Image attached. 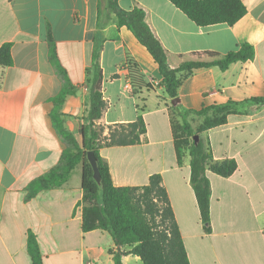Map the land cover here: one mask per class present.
<instances>
[{
    "label": "crops",
    "instance_id": "obj_1",
    "mask_svg": "<svg viewBox=\"0 0 264 264\" xmlns=\"http://www.w3.org/2000/svg\"><path fill=\"white\" fill-rule=\"evenodd\" d=\"M244 3L246 15L234 26L199 27L170 0H118L124 11L144 9L172 69L197 60L195 54L222 59L244 44L254 47L253 60L226 71L212 66L184 74L173 106L160 85L158 64L109 13V0H0V48L11 44L13 56L12 66L0 67V264H33L30 233L43 264H115L118 248L110 233L83 231V162L62 186L41 188L31 197L36 183L67 164L70 144L58 119L82 147L96 42L103 46L107 106L97 124L104 136L135 123L141 108L147 124L140 144L100 149L114 185L144 187L152 176L162 177L191 264H264V105L230 115L226 124L201 135L214 162L238 164L229 178L207 172L209 233L191 185L190 151L178 155L173 135V122L183 121L181 111L264 97V0ZM130 60L137 65L133 74ZM128 82L133 91L125 89ZM64 91L69 94L56 116L54 100ZM187 119L197 129L205 117ZM123 263L143 264L134 255L124 256Z\"/></svg>",
    "mask_w": 264,
    "mask_h": 264
},
{
    "label": "trees",
    "instance_id": "obj_2",
    "mask_svg": "<svg viewBox=\"0 0 264 264\" xmlns=\"http://www.w3.org/2000/svg\"><path fill=\"white\" fill-rule=\"evenodd\" d=\"M170 2L199 27L219 24L234 26L246 15L244 0H170ZM108 10L109 13L117 15L119 26L127 27L151 54L159 66L162 77L160 85L172 100L178 99L184 74L189 75L194 70L212 66H218L226 71L232 64L247 62L256 56L254 47L244 44L238 51L222 59L214 53L195 54L197 60L172 69L168 64V52L147 23L144 9L136 7L131 11H124L119 7L118 0H109ZM99 27L102 28L101 23ZM95 44L93 64L88 71L89 102L84 117L82 147L73 135L63 128L62 122L58 119V127L70 144V149L65 153L67 164L61 171H52L46 178L36 183L35 192L31 197L41 188L62 186L73 170L83 162V231L88 233L103 230L110 233L118 248L114 253L115 264H124L123 257L127 255L139 257L143 264H191L168 193L162 185V177L152 176L149 184L144 187H117L112 181L108 164L100 156V149L103 147L140 144L142 137L147 133V124L143 116L144 108H141L135 123L111 128L109 135L104 136L105 128L97 124L107 106L103 96V71L100 65L103 46L97 48L98 42ZM203 57L212 60L203 61ZM12 65V45L5 44L0 48V67L8 68ZM129 66L133 74L137 65L130 60ZM68 94L69 92L64 91L54 100L56 116ZM254 105H264V97L214 105L202 111H181L183 121L173 122L178 155L181 156L183 150L190 151L191 185L202 223L208 233L211 232V184L207 172L211 171L223 178H229L238 170V164L235 160L214 162L211 150L201 135L226 124L230 115L248 114L250 107ZM192 114L205 117L203 124L197 129H194L187 119ZM196 136H200L198 143L195 141ZM89 151L95 152L98 160L101 184L95 180L94 170L86 158ZM123 248L129 250L123 251ZM28 251L33 264H43L40 246L33 233L28 237Z\"/></svg>",
    "mask_w": 264,
    "mask_h": 264
},
{
    "label": "water",
    "instance_id": "obj_3",
    "mask_svg": "<svg viewBox=\"0 0 264 264\" xmlns=\"http://www.w3.org/2000/svg\"><path fill=\"white\" fill-rule=\"evenodd\" d=\"M179 102V99H175L172 101V105L176 106ZM200 139V136H196L195 137V141L196 143H198ZM87 160L89 161V163L91 164L93 170H94V178L97 181L98 184H101V175H100V170H99V166H98V160L96 158L95 152L93 151H89L87 153L86 156Z\"/></svg>",
    "mask_w": 264,
    "mask_h": 264
},
{
    "label": "built area",
    "instance_id": "obj_4",
    "mask_svg": "<svg viewBox=\"0 0 264 264\" xmlns=\"http://www.w3.org/2000/svg\"><path fill=\"white\" fill-rule=\"evenodd\" d=\"M126 68H127V65H126ZM125 89H126L127 91H133V87H132L131 82H128V83L126 84Z\"/></svg>",
    "mask_w": 264,
    "mask_h": 264
}]
</instances>
